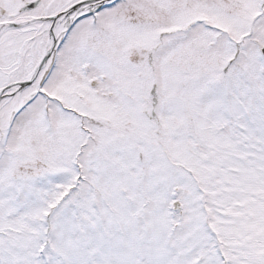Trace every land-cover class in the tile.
I'll return each instance as SVG.
<instances>
[{
  "label": "snow or ice",
  "instance_id": "1",
  "mask_svg": "<svg viewBox=\"0 0 264 264\" xmlns=\"http://www.w3.org/2000/svg\"><path fill=\"white\" fill-rule=\"evenodd\" d=\"M0 264H264V0H0Z\"/></svg>",
  "mask_w": 264,
  "mask_h": 264
}]
</instances>
